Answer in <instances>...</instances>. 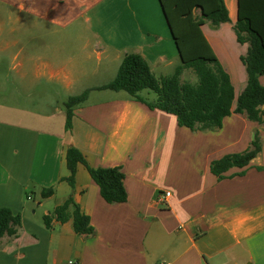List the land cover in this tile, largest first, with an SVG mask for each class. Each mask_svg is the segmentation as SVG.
<instances>
[{
    "label": "crops",
    "instance_id": "1",
    "mask_svg": "<svg viewBox=\"0 0 264 264\" xmlns=\"http://www.w3.org/2000/svg\"><path fill=\"white\" fill-rule=\"evenodd\" d=\"M223 2L229 22L201 29L230 78L232 111L219 129L191 131L126 92L99 90L129 54L157 78L180 66L159 0H0V35H18L2 42L18 51L15 75L0 84V209L21 217L17 236L0 241V264H264V105L262 124L234 112L248 44L235 32L237 0ZM88 90L67 131L65 103ZM256 137L261 151L249 165L211 172ZM71 147L93 169L120 168L126 202L108 204L83 165L73 187L64 181ZM70 197L92 235H77L72 220L45 226Z\"/></svg>",
    "mask_w": 264,
    "mask_h": 264
},
{
    "label": "trees",
    "instance_id": "2",
    "mask_svg": "<svg viewBox=\"0 0 264 264\" xmlns=\"http://www.w3.org/2000/svg\"><path fill=\"white\" fill-rule=\"evenodd\" d=\"M159 4L169 26L181 65L167 77L157 78L148 63L139 55H127L115 79L99 88L126 92L131 99L174 115L181 127L191 131H209L221 128L226 117L231 114L234 89L228 74L224 71L202 33V26L210 23L213 27L229 22L228 12L223 0H159ZM200 12V17L194 11ZM235 32L238 42L248 44L247 54L242 57L246 68L245 89L236 100L237 114L245 115L249 121L262 124L264 87L259 78L264 75V0H237V22ZM184 70H192L197 77L196 83L182 81ZM151 91L156 95L153 101L142 93ZM89 90L71 97L65 103L67 117L66 130H72L73 109L86 102ZM261 151V143L256 137L252 148L241 155L227 156L211 166V172L221 176L231 168H244ZM69 177L63 179L70 186L75 185L79 165H83L92 180L100 188L102 198L108 204L126 202L127 193L123 185L124 176L120 168L93 169L83 154L76 148H69L66 154ZM54 190L43 189L41 198L53 195ZM72 209L69 217L67 212ZM65 223L72 220L75 233L90 236L94 230L89 217L84 215L70 197L62 206L56 208L43 221L47 228L52 221ZM21 226L20 215H14L7 208L0 209V241L4 236L16 237Z\"/></svg>",
    "mask_w": 264,
    "mask_h": 264
},
{
    "label": "rangeland",
    "instance_id": "3",
    "mask_svg": "<svg viewBox=\"0 0 264 264\" xmlns=\"http://www.w3.org/2000/svg\"><path fill=\"white\" fill-rule=\"evenodd\" d=\"M18 37L17 34L15 35H11L8 31H5L2 35H0V84L2 83L3 79L5 76H13L15 75V73H11L9 72V70L13 69V64H11V60H13V57L17 54L18 51V47H15L11 50H6L5 45H2V42H8L12 37ZM34 35H29L27 36L28 38H32ZM38 48L41 47V43L37 44ZM36 45V46H37ZM30 53L35 52L34 47L32 46L31 49L29 50ZM15 64V63H14ZM181 65V64H180ZM15 69V67H14ZM190 71V72H189ZM174 73V69L173 71H170L169 76L171 74ZM191 70H187L184 79H186V81H190L192 79V75H193V80L195 82H197V77L192 73ZM12 88V85L10 86ZM145 93H148L150 96L146 95V98H156V95L151 92V91H145ZM143 95V94H142ZM144 96V95H143ZM145 97V96H144Z\"/></svg>",
    "mask_w": 264,
    "mask_h": 264
},
{
    "label": "built area",
    "instance_id": "4",
    "mask_svg": "<svg viewBox=\"0 0 264 264\" xmlns=\"http://www.w3.org/2000/svg\"><path fill=\"white\" fill-rule=\"evenodd\" d=\"M164 197H165V198L170 197V193H166V194L164 195ZM70 264H72V263H70Z\"/></svg>",
    "mask_w": 264,
    "mask_h": 264
}]
</instances>
